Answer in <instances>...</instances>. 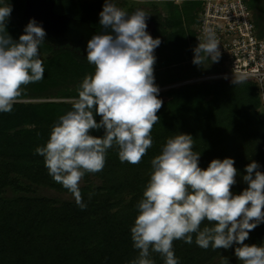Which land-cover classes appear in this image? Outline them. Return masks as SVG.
Returning a JSON list of instances; mask_svg holds the SVG:
<instances>
[{
	"label": "trees",
	"instance_id": "16d2710c",
	"mask_svg": "<svg viewBox=\"0 0 264 264\" xmlns=\"http://www.w3.org/2000/svg\"><path fill=\"white\" fill-rule=\"evenodd\" d=\"M193 1L194 6L202 5L200 0ZM104 3L105 0H56L55 11L85 19L102 34L99 14ZM11 4L7 31L18 41L28 24L24 16L26 0H11ZM192 5L181 10L173 8V31L159 29L154 37L162 41L154 52V72L164 74L161 82L155 79L158 87L202 78L194 76V72L184 75L181 70L192 62L193 49L199 43L195 31L199 20L188 15ZM39 52L50 53L41 56L45 59L44 79L25 86L11 113H0V264H131L139 253L133 247L130 230L150 180L151 160L161 154L168 139L179 134L193 137V151L201 155L199 166L204 170L216 159L235 160L239 175L232 188L234 194L247 187L242 177L247 174L244 169L248 164L255 161L264 172V90L255 81L235 85L227 79H215L159 93L158 98L165 96L166 101L157 112L159 121L151 131V148L135 165L121 163L118 146L110 148L104 169L83 177L80 190L84 210L75 200L36 196L40 188L73 196L49 175L44 158L36 155L35 149L46 145L53 126L71 110L72 102L66 100L77 98L78 86L95 71L87 57L69 46L57 49L44 43ZM211 64L210 70L220 74L218 63ZM32 99L49 100L26 101ZM96 119L99 122L100 117ZM93 135L102 136L103 132ZM9 192L16 196H9ZM204 226L211 225L205 221L201 227ZM245 244L264 245V224L249 233ZM237 246L205 250L196 245L195 236L190 245L183 240L173 242L180 264H227L225 258L230 264H242L235 257ZM151 259L154 264H164L158 253H152Z\"/></svg>",
	"mask_w": 264,
	"mask_h": 264
},
{
	"label": "clouds",
	"instance_id": "9594fccd",
	"mask_svg": "<svg viewBox=\"0 0 264 264\" xmlns=\"http://www.w3.org/2000/svg\"><path fill=\"white\" fill-rule=\"evenodd\" d=\"M12 11L11 0H0V113H11L25 86L45 77L39 49L47 33L31 19L24 34L14 40L7 31ZM99 15L104 32L87 45V62L94 66V74L78 86L71 110L53 126L46 145L35 149L49 175L73 194L81 210L86 208L80 190L85 174L101 172L114 145L121 163H140L152 146L151 131L162 107L154 76V52L162 41L147 31L149 13L138 8L129 15L117 0H105ZM198 40L193 64L219 62L215 32L205 29ZM243 79L235 77L232 83L239 85ZM101 131L102 136L93 135ZM200 156L193 151V137L179 134L168 139L161 154L151 160L150 180L130 230L139 253L131 264H154L152 253H158L164 264H180L173 242L190 245L193 236L205 250L239 245L235 257L242 264H264V245L245 244L249 233L264 224L261 165L253 161L245 167L242 179L247 187L234 194L239 175L235 160L216 159L204 170ZM205 221L211 226L202 228Z\"/></svg>",
	"mask_w": 264,
	"mask_h": 264
},
{
	"label": "built area",
	"instance_id": "2783aa9c",
	"mask_svg": "<svg viewBox=\"0 0 264 264\" xmlns=\"http://www.w3.org/2000/svg\"><path fill=\"white\" fill-rule=\"evenodd\" d=\"M200 1L202 10L195 28L197 40L204 37L205 29H211L220 45L221 72L214 79L243 77V81H255L264 90V38L257 36L247 0Z\"/></svg>",
	"mask_w": 264,
	"mask_h": 264
},
{
	"label": "rangeland",
	"instance_id": "374dc122",
	"mask_svg": "<svg viewBox=\"0 0 264 264\" xmlns=\"http://www.w3.org/2000/svg\"><path fill=\"white\" fill-rule=\"evenodd\" d=\"M119 7L125 10L129 15H131L133 12H135L136 9L141 8L147 11L150 15V18L153 19L156 22H159L160 28L163 32H171L173 29L170 27V15H171V10L173 8H177L181 10L183 7L186 5H192L195 4L193 0H178V2L174 3L170 0H117ZM247 4L250 7V10L253 14L254 22L256 24L257 28V36L260 38H264V0H247ZM193 8L188 10V15L190 14L191 17L198 18L199 20V13L202 10V5L199 6H194L192 5ZM256 7H261L260 10L257 9ZM197 20V21H198ZM199 24V21L197 22ZM263 36V37H261ZM50 54V53H49ZM48 53H40L41 56H48ZM79 54V53H78ZM193 58V57H192ZM193 61V59H192ZM186 63L181 67V70L184 75L194 72V76H200L202 78L191 80L188 82L184 83H178L175 85H168L165 86V84H162V86H159V93H163L171 88H176L184 84H193V83H199L202 81H208V80H215L214 79V70H210V66L212 65L210 62H205L204 65L202 66H194V71H192L190 68L193 64ZM218 63V62H217ZM172 67H169L168 70L171 71ZM184 69V71H183ZM166 70V69H165ZM163 70V72L165 71ZM160 72V74H159ZM213 74V75H212ZM211 75V76H209ZM155 79L161 82L163 80L164 74H162V71H155L154 72ZM193 76V75H192ZM186 78V77H185ZM233 81V80H230ZM159 99L163 102L166 101L165 96L159 97ZM49 99H32V100H26L28 102H41V101H48ZM74 99L71 100H66L72 102ZM55 101H64L62 100H55ZM264 101V99H263ZM264 115V111H263ZM99 184V181H97ZM84 184V180L80 181V186ZM9 196L15 197L16 195L13 192L8 193ZM35 195L39 197H49L53 199H57L59 201H74L75 198L74 196L70 194H62L59 193L55 190L47 189V188H40L36 189Z\"/></svg>",
	"mask_w": 264,
	"mask_h": 264
},
{
	"label": "water",
	"instance_id": "95a60500",
	"mask_svg": "<svg viewBox=\"0 0 264 264\" xmlns=\"http://www.w3.org/2000/svg\"><path fill=\"white\" fill-rule=\"evenodd\" d=\"M56 0H26L24 16L27 21L35 19L46 31L44 43L52 48L69 46L79 50L82 57H87L88 42L99 35L91 23L85 19L74 18L71 14L55 11ZM147 31L153 36L156 24L148 22Z\"/></svg>",
	"mask_w": 264,
	"mask_h": 264
},
{
	"label": "flooded vegetation",
	"instance_id": "af4514ba",
	"mask_svg": "<svg viewBox=\"0 0 264 264\" xmlns=\"http://www.w3.org/2000/svg\"><path fill=\"white\" fill-rule=\"evenodd\" d=\"M148 22H152V23H155L156 24V30H155V32L153 33V36H152V34L149 32V34L154 38L156 35H157V33H158V31H159V27H158V25H159V22H156V21H154L153 19H151L150 17L148 18V20H147ZM78 53H80L79 52V50H76Z\"/></svg>",
	"mask_w": 264,
	"mask_h": 264
}]
</instances>
